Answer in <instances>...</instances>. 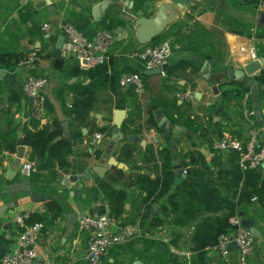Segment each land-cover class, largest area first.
Masks as SVG:
<instances>
[{
  "label": "crops",
  "instance_id": "crops-1",
  "mask_svg": "<svg viewBox=\"0 0 264 264\" xmlns=\"http://www.w3.org/2000/svg\"><path fill=\"white\" fill-rule=\"evenodd\" d=\"M164 1L166 0H145L142 7L136 8L139 0H133L135 9L131 10L118 0H24L23 4L20 0H0V48L9 46L13 50L12 53L0 55V65H8L0 68L9 71L0 80V137L17 125V142L18 130L22 124L24 138L26 132L41 130L59 120L62 129L60 137L64 138L62 123L68 120L71 140H67L72 144V152L67 157L68 166H60L55 159L51 167L40 171L37 170V161L31 158V146L24 143L25 157L19 168L14 167L17 152L5 149L0 151V208H3L4 212V217H0V237L13 240L6 247L8 252L15 249V240L21 229L17 218L38 214L43 216L45 227L34 247L37 253L36 264H92L87 258V233L78 232V219L81 215L98 212L97 210L112 211L111 202L97 189V182L101 178L93 171V166L102 164L104 154L110 153L119 162L126 164V168L118 169L133 171L136 167L134 161L127 162L119 158V150L124 143H134L137 147V157H141L140 146L151 143L167 146L170 143L164 138L167 129L173 131L170 141L174 143L172 148L178 154L175 161L179 160L181 163L180 152L205 148L210 153V157H206L209 162L217 156L228 168L229 164L237 168L238 158L234 152L220 155L208 144L219 138L223 131H230L238 137H244L246 134L247 118L243 105L245 97L237 102L224 104L222 91L231 86V82H239L229 81L227 70L242 69L252 60L264 57V1L190 0L188 5L179 11L176 20L163 32L165 39L162 41L170 39L173 43L169 68L177 62L190 61L198 71L192 73L187 69L176 71L173 75L167 72L144 75L145 89L141 99L131 86H124L120 81V77L125 73L137 71L145 74L146 70L140 60L130 57L132 51L140 48L131 21L137 17L135 10L143 9L147 16H151ZM24 5H28L32 10L31 23L25 24L19 20L18 11ZM260 14L261 18L258 19ZM111 17L115 18L112 22L113 28ZM65 23L73 24L88 38H94L96 32L102 29L117 33V39L109 52L110 58L104 64L106 73L99 75L95 68L81 66L71 57L66 40L62 56H54L51 48L62 35V26ZM239 23L251 26L246 27L251 28V33L243 32ZM119 28L121 33H118ZM121 34L124 38L118 40ZM220 50L224 51L223 68L215 72L214 66ZM33 51L40 56L38 63L26 71L19 69L16 64L18 55ZM206 62L207 67L203 70ZM263 71L264 69L255 76ZM26 73L47 74L50 77L49 86L44 93L45 115L42 121L31 119L30 103L22 87ZM67 73L71 75L70 78H67ZM92 79L96 80L98 91L97 108L90 117L95 126L79 125L66 111L70 108L73 94L67 89L63 95L61 89L73 83L88 84ZM193 83L196 84L194 90ZM215 84L219 88L220 98L212 91ZM255 88H260L259 108L256 106ZM187 90L193 91L194 99H182L177 96ZM253 95L252 107L258 118L257 111L260 110L263 121L261 124L256 121V124L264 126V88L255 84ZM61 96L65 101L61 100ZM117 108L126 109L128 117L132 111H139V122L127 123L126 119L121 129L123 139L116 144L112 152H108L114 128V111ZM158 108L167 120L164 125L166 128L160 126L155 116ZM224 113H227V116ZM175 127L184 130L174 132ZM202 133H206V136ZM133 134L137 136L136 142L129 140ZM97 135H100V138L96 145H92ZM154 137H159V140L155 142ZM143 141L146 143L143 144ZM49 155L50 152L46 154L47 159ZM28 162L33 165L31 172L35 173L34 175H26L22 171L23 165ZM139 163L145 164L143 161L137 162L138 165ZM182 167L188 168L183 165ZM113 168L109 169L105 178ZM219 168L216 162L214 170ZM8 170L15 171L11 178L7 176ZM87 172L90 174L89 179L84 177ZM261 172L264 174V167ZM73 175L78 176L77 182L70 180ZM108 183L115 188L125 189L128 194L125 211L117 218L122 223L140 226L143 233L129 241L130 243L112 248L99 264H121L124 258L129 259V264H133L134 260H141L143 264H159L153 257L158 254V248L154 244L157 241L169 242V250L180 264H200L201 260L195 258L198 253L193 252L188 243L190 233L194 229L193 223L186 226H151L149 221L141 219L145 192L137 186L125 188L121 182ZM96 192L100 193L95 200ZM49 201H56L63 207L62 216L53 218L47 207ZM99 204H104V207ZM157 206L160 208L158 204ZM74 211L78 212V217L72 226L69 225L65 214ZM255 225L261 235L256 236L255 250L249 262L264 264V217H259ZM175 233L180 235L177 244L171 243ZM237 255L238 249H231V254L223 257L213 246L206 248L204 264H238Z\"/></svg>",
  "mask_w": 264,
  "mask_h": 264
},
{
  "label": "trees",
  "instance_id": "trees-1",
  "mask_svg": "<svg viewBox=\"0 0 264 264\" xmlns=\"http://www.w3.org/2000/svg\"><path fill=\"white\" fill-rule=\"evenodd\" d=\"M144 1L139 0L136 8L142 7ZM18 12L21 23H31L33 15L28 5L22 6ZM114 19L111 17V28L114 27L112 25ZM239 25L243 28V32L251 33V28H246L251 27L247 23H239ZM164 37L165 35L162 33L151 43L140 46V48L159 44L165 39ZM12 51L9 46L0 48V55L12 53ZM223 52V50L219 52L218 61L214 66L215 72L223 68ZM104 64L95 67L99 75L106 73ZM0 66L8 65L3 63ZM187 69H190L192 73L198 71L192 62L181 61L173 64L167 73L173 75L176 71H186ZM66 76L67 78L71 77L69 73ZM231 83V86L222 91V102L224 104L231 103V101L237 102L244 98L248 92H251L249 102L253 108V87L255 84L264 85V71L258 76ZM195 86L196 84L193 83L192 90L195 89ZM96 87V80L92 79L88 84L73 83L61 89L63 95L67 89L73 94L72 101L69 103L70 108L66 111L68 116L73 121L78 122L79 125L93 124L95 126L94 120L90 117L98 104ZM61 100L65 101L62 96ZM224 114L227 116V113ZM255 119L258 124L263 123L262 119L256 115ZM126 121L127 123L139 122V111H132ZM33 122L37 123L35 120ZM52 123L51 126H46L41 130L25 133L24 143L32 147L31 158L37 161L38 171L51 167L55 159L64 168L69 165L67 157L72 152V144L67 139L60 137L61 122L55 120ZM16 128L17 125L0 137V151L5 149L13 153L17 152ZM100 130L104 131L103 129ZM202 134L206 136V133ZM173 146L174 143H169L167 146H156L153 143L144 147L140 146L142 156L137 157L135 144L124 143L120 147L119 158L127 162L134 161L136 167L130 172L114 167L107 178L98 180L97 189L111 202V212L117 217L125 211L128 194L125 189L115 188L108 181L111 183L121 182L125 188L137 186L145 192L142 201L144 212L141 219L149 221L151 226L156 227L165 224L186 226L193 223L194 229L190 233L188 243L193 252L198 253L195 258H199L200 264H204L206 248L216 245L218 236L230 227L229 218L232 215H239L244 212L248 219L255 221L259 217H264V174L260 170L243 172L239 169L238 163L237 168L233 167L232 164H229L230 167L228 168L219 161L217 156H214L212 162H209L201 150L194 149L180 152L179 157H181L182 165L188 166V176L176 183ZM49 152L50 155L47 159L46 154ZM140 161L145 164L138 165L137 162ZM216 162L220 166L218 170H214ZM31 174L34 175L35 173L31 172ZM96 193L98 195L100 192ZM255 197L257 199L253 200ZM163 199L165 201H162ZM157 204L160 206L161 213L152 215V206ZM47 207L54 219L62 216L63 207L56 201H49ZM24 218L26 224L43 221V216L38 214H30ZM22 230L24 228L21 226L20 232ZM179 236L178 233H175L171 243L177 244ZM12 242L11 239L0 237V264L2 257L8 252L6 247ZM154 244L158 248V254L153 255V257L159 261V264H180L177 257L170 252L169 242L157 241ZM162 254L163 256H161Z\"/></svg>",
  "mask_w": 264,
  "mask_h": 264
},
{
  "label": "built area",
  "instance_id": "built-area-1",
  "mask_svg": "<svg viewBox=\"0 0 264 264\" xmlns=\"http://www.w3.org/2000/svg\"><path fill=\"white\" fill-rule=\"evenodd\" d=\"M257 1L263 2L264 0ZM62 28V34L66 38V45L71 52V57L77 60L81 66L91 69L108 62L110 49L117 39L115 31L102 29L96 32L94 38H88L71 23L63 24ZM172 55L173 43L170 39L156 45L136 49L130 53V57L140 60L145 69L169 64ZM39 59L40 56L33 51L20 54L16 59V64L19 69L26 71L34 67ZM120 81L124 86H131L135 93L141 99L143 98L145 89L143 72L125 73L120 77ZM49 82L50 77L47 74L26 73L24 77L22 87L23 93L30 103L31 119L38 121L44 119V93ZM250 94L251 92H248L243 100L247 118L245 136L238 137L230 131H223L219 138L213 139L208 144L215 153L220 155L234 152L238 158L239 169L243 172L248 170L261 171L264 167V130L263 126L256 124V111L250 107L248 102ZM177 96L182 99H194V93L191 90L181 92ZM97 136L92 141V145L97 144L100 135ZM153 140L156 142L159 137H154ZM32 167V163H25L22 167L23 173L30 175ZM183 170L188 176V168L183 167ZM256 199V197L253 198V200ZM99 206L104 207V204H99ZM24 220L23 216L17 218V223L24 230L19 232L16 237L15 249L2 257L1 264H36L37 253L34 247L38 243L45 224L42 221L26 224ZM229 225L230 227L218 236L215 248L221 256L228 257L231 254L229 246L235 242L238 246V264H250L249 258L255 250L256 236L242 224V218L238 214L229 218ZM78 230L79 233H87V258L92 264H99L112 248L124 245L143 233L140 226L122 223L116 215L108 210L103 211V209L100 212L81 215L78 219Z\"/></svg>",
  "mask_w": 264,
  "mask_h": 264
},
{
  "label": "water",
  "instance_id": "water-1",
  "mask_svg": "<svg viewBox=\"0 0 264 264\" xmlns=\"http://www.w3.org/2000/svg\"><path fill=\"white\" fill-rule=\"evenodd\" d=\"M124 3V5L129 9H135L133 0H118ZM190 0H166L162 2L158 9L155 11V13L151 16H147L143 9L135 10L136 18L132 19L133 27H134V36L139 43L140 46H145L149 43H151L157 36L162 34L166 28L171 25L177 18L178 13L181 9L186 7L188 5ZM21 4L24 3V0H20ZM261 18V14L259 15V18ZM121 28L118 29V33H121ZM124 36L121 34L118 37V40H122ZM66 38L64 35H60L58 38V41L54 47L51 48V50L54 53V56L56 58H59L62 56V50L63 45ZM207 67V62L203 66V70ZM169 68V64H166L162 67H156L152 69H146L144 75H155V74H161L162 72H167ZM264 69V57L261 56L257 59L252 60L248 64H246L242 69H229L227 70V79L229 81H243L249 77H254L256 74H258L260 71ZM9 71L4 68H0V80L3 79L4 75L7 74ZM208 75H206V78ZM261 88H264V85L261 86ZM212 91L215 95H217L218 98L221 97L219 93V88L215 84L212 86ZM254 94L256 96V106L259 108L260 101H259V94H260V88H255ZM158 111V112H156ZM155 111V116L160 122V126L164 127L165 123L167 122L166 118L161 115V109H157ZM257 114L260 119H262L260 110L257 111ZM128 118V113L126 109L117 108L114 111V128L112 132V136L110 139V144L108 147V152H112L116 144L123 139L124 134L122 132V125L125 122V120ZM63 126V134L62 136L68 140H71V133H70V122L68 120L64 121L62 123ZM23 124L19 127L18 130V138H17V153H16V159L14 161V167L19 168L22 165V160L25 157V151L26 147L24 144V138H23ZM183 131L184 129L175 127L174 132L176 131ZM264 130V126H263ZM173 131L167 130L164 132V138L172 144L170 141L171 135ZM129 140L131 142H136L137 136L131 135L129 137ZM143 144L146 143L145 141L142 142ZM201 152L206 156L210 157V153L205 149L201 148ZM178 154L175 153L174 158L177 159ZM112 167L117 168H126V164L123 162H119L114 156H112L110 153L104 154V158L102 160V164H97L93 166V171L98 174L99 178L105 179L106 174L108 173L109 169ZM174 169H175V177L176 182H179L181 179H186L187 175L183 172L182 164L179 160H176L174 163ZM14 170H8L7 176L11 178V175H14ZM86 179L90 178L89 172H87L84 176ZM70 180L72 182H77L78 176L73 175ZM41 197V196H40ZM98 198V195H95V200ZM98 212L100 210H97ZM161 209L157 205H153L151 212L154 214L155 212L160 213ZM239 216L242 218V224L249 228L250 231L255 235L259 236L261 235V231L259 228L255 225V220L248 219L244 212H241ZM0 217H4L3 208H0ZM65 217L68 220L69 225H74L77 217L78 212L74 211L72 213L65 214ZM230 249H238V246L235 242H232L230 244ZM133 264H143L141 260H134Z\"/></svg>",
  "mask_w": 264,
  "mask_h": 264
},
{
  "label": "rangeland",
  "instance_id": "rangeland-1",
  "mask_svg": "<svg viewBox=\"0 0 264 264\" xmlns=\"http://www.w3.org/2000/svg\"><path fill=\"white\" fill-rule=\"evenodd\" d=\"M77 61V60H76ZM165 82V80H163ZM49 86V85H48ZM131 242V241H130ZM128 242V243H130ZM185 248H188L187 246H185ZM121 264H129V259L128 258H124L122 261H121Z\"/></svg>",
  "mask_w": 264,
  "mask_h": 264
}]
</instances>
